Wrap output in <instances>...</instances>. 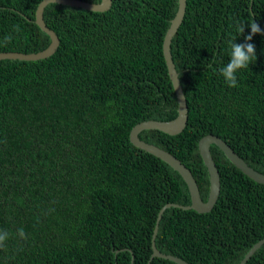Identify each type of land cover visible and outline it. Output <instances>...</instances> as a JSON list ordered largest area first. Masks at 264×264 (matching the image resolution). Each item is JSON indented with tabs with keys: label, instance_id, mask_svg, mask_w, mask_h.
<instances>
[{
	"label": "trees",
	"instance_id": "obj_1",
	"mask_svg": "<svg viewBox=\"0 0 264 264\" xmlns=\"http://www.w3.org/2000/svg\"><path fill=\"white\" fill-rule=\"evenodd\" d=\"M40 1L0 0V52L48 46L35 22ZM176 9L177 0H111L105 11L49 3L43 19L58 35L55 51L0 59V231L9 233L0 264H147L159 210L190 203L180 174L129 140L136 123L177 114L162 53ZM252 20L261 29L249 41L256 59L229 87L218 69L231 40L245 43L250 29L239 27ZM170 46L186 126L139 137L180 159L206 200L204 135L219 136L264 173V0H186ZM210 152L220 176L216 203L208 212L166 208L155 244L190 264H237L264 238V184L215 144ZM150 264L177 263L154 257ZM245 264H264V243Z\"/></svg>",
	"mask_w": 264,
	"mask_h": 264
},
{
	"label": "water",
	"instance_id": "obj_2",
	"mask_svg": "<svg viewBox=\"0 0 264 264\" xmlns=\"http://www.w3.org/2000/svg\"><path fill=\"white\" fill-rule=\"evenodd\" d=\"M49 3H60L67 4L70 6L80 7L87 10L93 11H105L111 5V0H100L99 2H89L85 0H41L35 11V22L36 24L48 34L50 42L47 47L37 52H19V51H6L0 52V59H20V60H37L41 58H46L50 56L59 44L58 35L55 31L49 28L44 19L43 11L47 4ZM186 0H177V9L170 20V24L165 32L162 41V53L166 63L167 71L171 84L173 86L176 99H177V114L174 118L170 120H156L149 119L136 123L129 132L130 142L148 152L154 156L160 158L167 164H169L174 170H176L184 182L186 183L190 203L189 204H178L168 202L159 210L156 217L155 226L153 228V233L151 236V254L147 264H150V260L154 257H160L174 261L177 264H190L181 257L164 253L156 247L155 236L158 230L159 220L163 211L168 207H179L182 209H194L198 212H208L210 211L217 201L220 192V176L216 163L210 152V145L215 144L224 155L245 175L253 179L258 183L264 184V173L256 170L250 166L240 155H238L234 149L222 138L214 134H207L202 136L198 140V150L199 154L203 160V163L207 169L209 176V190L206 200H203L197 185V182L190 171V169L175 155L170 152L160 148L159 146L146 142L139 137V133L144 129H157L168 134H178L186 126L188 120V106L184 91L180 82L179 74L176 70L175 64L171 55V41L174 34L177 32L185 13ZM264 243V238H261L256 243H254L251 248L247 251L244 257L237 264H245V262L250 258V256Z\"/></svg>",
	"mask_w": 264,
	"mask_h": 264
},
{
	"label": "clouds",
	"instance_id": "obj_3",
	"mask_svg": "<svg viewBox=\"0 0 264 264\" xmlns=\"http://www.w3.org/2000/svg\"><path fill=\"white\" fill-rule=\"evenodd\" d=\"M245 26L250 29L247 36L244 37L245 43H234V40L230 41L229 61L226 65L218 69V73L223 77L225 83L229 87H237L236 73L241 69L249 68V65L256 59L255 46L249 41L256 34L261 33L259 25L252 20L251 22H245L239 27V32H244ZM19 25L13 27L14 32H19ZM13 39L11 35L4 37V42H10ZM17 235L21 239H26V233L23 228L17 230ZM9 238V233L6 231H0V247H5V241Z\"/></svg>",
	"mask_w": 264,
	"mask_h": 264
}]
</instances>
